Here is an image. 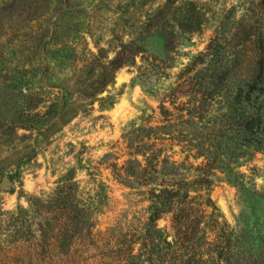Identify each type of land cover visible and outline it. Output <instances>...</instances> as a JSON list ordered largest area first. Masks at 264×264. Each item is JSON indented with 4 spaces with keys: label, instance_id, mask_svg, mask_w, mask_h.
<instances>
[{
    "label": "rangeland",
    "instance_id": "rangeland-1",
    "mask_svg": "<svg viewBox=\"0 0 264 264\" xmlns=\"http://www.w3.org/2000/svg\"><path fill=\"white\" fill-rule=\"evenodd\" d=\"M165 38L173 47L171 68L158 58ZM123 46L126 58L136 48L145 53L112 75L106 65ZM261 59L264 0H0V264H120L121 233L139 228L149 205L113 168L131 159L124 129L143 112L158 111L166 95L180 97L177 107L198 102L196 93L187 97L196 81L188 76L229 69L228 80L207 86L222 96L208 119L220 118L223 101L237 106L248 99ZM255 93L264 112V87ZM108 97L114 105L101 110L99 100ZM209 125L200 132L209 133ZM165 145L182 161L179 146ZM242 165L246 189L220 175L211 197L257 249L264 247V151ZM69 184L89 232L68 255L45 258L36 253L44 239L29 200L51 198ZM48 217L52 231L56 220Z\"/></svg>",
    "mask_w": 264,
    "mask_h": 264
},
{
    "label": "trees",
    "instance_id": "trees-1",
    "mask_svg": "<svg viewBox=\"0 0 264 264\" xmlns=\"http://www.w3.org/2000/svg\"><path fill=\"white\" fill-rule=\"evenodd\" d=\"M162 47L160 63L171 68L175 58L170 54L173 47L166 38ZM127 50L123 46L107 63L106 69L112 75L126 65H136V57L145 53L136 48L126 58ZM201 74L187 77L196 80L192 81L187 97L196 93L201 97L198 102L186 100L177 107L180 97L166 95L164 99L168 101L161 102L158 111L152 109L150 115L143 112L124 129L123 139L131 159L124 166L113 168L118 171L121 184L129 188L136 185L149 205L144 223L133 231L121 233L120 264H264V247L256 249L231 228L211 197L220 175L245 190L248 183L241 171L242 164L249 163L255 153L264 151V140H261L264 112L256 108V100L252 99L256 87H264V59L260 61L257 77L249 85L248 99L237 106L228 99L223 101L227 110L212 122L208 119V110L222 96L207 86L217 80H228L231 71L207 70ZM99 101L101 110L110 109L115 103L113 97ZM204 123L210 124L203 127L209 133L200 132ZM168 140L181 148L182 161L166 153ZM199 158L203 160L200 164L191 160ZM74 185L58 188L51 198L29 200L35 201L44 239L37 245L36 253L42 250L45 258L52 257L54 252L68 255L85 230L89 232L88 220L82 223L83 209L78 206L80 201ZM49 214L56 220L52 231L46 227L48 219H52ZM161 220H168L169 226L162 227ZM25 225L22 221L21 227ZM27 229L31 231V225Z\"/></svg>",
    "mask_w": 264,
    "mask_h": 264
},
{
    "label": "water",
    "instance_id": "water-1",
    "mask_svg": "<svg viewBox=\"0 0 264 264\" xmlns=\"http://www.w3.org/2000/svg\"><path fill=\"white\" fill-rule=\"evenodd\" d=\"M8 185H9V181L5 180L4 183H3V187H7Z\"/></svg>",
    "mask_w": 264,
    "mask_h": 264
}]
</instances>
